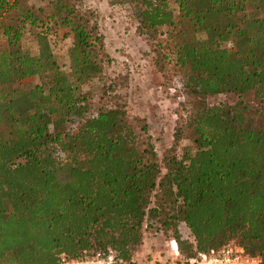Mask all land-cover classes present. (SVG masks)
<instances>
[{"label": "trees", "instance_id": "obj_1", "mask_svg": "<svg viewBox=\"0 0 264 264\" xmlns=\"http://www.w3.org/2000/svg\"><path fill=\"white\" fill-rule=\"evenodd\" d=\"M117 1L139 34L170 27L154 42L153 64L183 75L200 104L173 130L174 144H187L166 151L160 173L145 123L120 105L93 108L80 91L101 74L105 53L77 0H0V264L94 250L136 264L143 229L173 239L181 259L232 242L264 264L260 0H174L175 13L168 0ZM57 33L70 40L66 70L48 47ZM222 94L231 100L205 102Z\"/></svg>", "mask_w": 264, "mask_h": 264}, {"label": "rangeland", "instance_id": "obj_2", "mask_svg": "<svg viewBox=\"0 0 264 264\" xmlns=\"http://www.w3.org/2000/svg\"><path fill=\"white\" fill-rule=\"evenodd\" d=\"M49 1L19 0V6L24 4L42 6ZM168 5L175 13L176 2L168 0ZM258 5L260 15H264V0H260ZM77 7L90 11L91 18L96 21L97 31L101 35L105 53L101 74L81 85L80 91L87 94L93 108L100 105H120L127 114L140 118L146 125L162 173L164 168L161 158L166 151L174 148L178 153L180 147L187 144V140L181 139L175 145L173 130L189 109L200 106L196 96L182 88L183 75L174 73L171 68L158 70L153 64L154 42L162 40V33L170 27H160L161 34L158 31V35L156 31L139 34L133 11L117 0H77ZM230 19L234 23V18ZM22 31L23 47L31 53L35 52L37 44L34 37L26 31V26ZM204 36V32L197 33L198 38ZM48 43L58 66L66 70L69 38L57 33L50 36ZM231 98L229 95H214L207 97L205 102L210 104L219 99ZM180 229L185 234L186 229L182 224ZM145 236L152 251L138 254H142L143 261L179 264L178 256L174 257L169 250L164 234L152 229H143L142 237ZM165 242L167 245H164Z\"/></svg>", "mask_w": 264, "mask_h": 264}, {"label": "built area", "instance_id": "obj_3", "mask_svg": "<svg viewBox=\"0 0 264 264\" xmlns=\"http://www.w3.org/2000/svg\"><path fill=\"white\" fill-rule=\"evenodd\" d=\"M169 250L174 257L178 256L176 243L173 239L168 241ZM179 264H260L259 255L246 252L244 248L236 243H226L218 247L206 250H195L187 258L178 256ZM112 252L94 250L83 252L77 257H68L63 253L57 255L54 264H114Z\"/></svg>", "mask_w": 264, "mask_h": 264}, {"label": "crops", "instance_id": "obj_4", "mask_svg": "<svg viewBox=\"0 0 264 264\" xmlns=\"http://www.w3.org/2000/svg\"><path fill=\"white\" fill-rule=\"evenodd\" d=\"M164 245H167V242H165ZM138 248L136 249V251L134 252L133 257H132L136 264H166V262H164V261L160 262L159 260H157L159 262H151L152 260L151 261H146V260L143 261L142 257H141L142 254L138 255L140 252H143V251H144V253H146L145 251H147V252L152 251L148 245V242L146 241V236H145V238L142 237V242Z\"/></svg>", "mask_w": 264, "mask_h": 264}]
</instances>
